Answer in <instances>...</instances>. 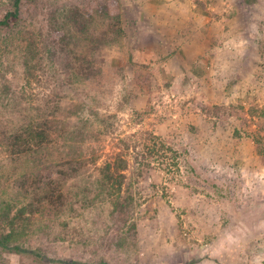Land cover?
Segmentation results:
<instances>
[{
  "label": "rangeland",
  "instance_id": "1",
  "mask_svg": "<svg viewBox=\"0 0 264 264\" xmlns=\"http://www.w3.org/2000/svg\"><path fill=\"white\" fill-rule=\"evenodd\" d=\"M72 6L83 22L62 30ZM21 31L0 45V93L17 88L25 115L60 101L67 155L86 166L72 205L18 243L45 264H264V0H37ZM82 56L101 72L66 84ZM7 96L0 129L14 120ZM105 161L120 190L102 187ZM16 167L0 148L4 209L18 204ZM127 190L118 221L108 197ZM0 264L44 263L0 251Z\"/></svg>",
  "mask_w": 264,
  "mask_h": 264
},
{
  "label": "trees",
  "instance_id": "2",
  "mask_svg": "<svg viewBox=\"0 0 264 264\" xmlns=\"http://www.w3.org/2000/svg\"><path fill=\"white\" fill-rule=\"evenodd\" d=\"M36 4L37 0H0V45L22 33L21 30L31 18ZM83 17L79 6L70 7L62 30L79 26ZM34 45L35 43L28 39L20 41L18 47L23 59L22 70L25 77L32 76V71L35 70L31 65L34 57L29 55L34 53ZM87 58L75 57L73 62L66 59L68 64L60 78L70 84L72 81L82 82L96 77L101 70ZM6 89L7 92L3 93ZM8 92L11 95L9 105H14L10 114L14 120L7 121L8 124L0 129V148L5 158L17 165L11 189L17 192L18 204H7L5 209L0 207V251L27 253L45 264L47 258L43 253L26 249L27 247L18 243L23 235L21 232L33 227L35 222L42 219L58 218L67 206L72 205L75 194H71L70 184L81 176L86 165L82 156L67 155L75 141L68 139V130L60 126V122L64 123L59 118L62 110L60 101L49 98L43 103L40 113L25 115L18 108L17 88L12 90V86H4L0 96L7 100ZM100 175L103 188L112 185L120 190L122 181L119 179L123 178V174H117L114 162L105 161L100 168ZM129 190L124 194L108 197L112 204V215L118 221H125L129 217L133 204Z\"/></svg>",
  "mask_w": 264,
  "mask_h": 264
}]
</instances>
